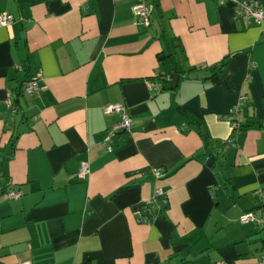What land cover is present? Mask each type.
<instances>
[{
    "label": "crops",
    "instance_id": "1",
    "mask_svg": "<svg viewBox=\"0 0 264 264\" xmlns=\"http://www.w3.org/2000/svg\"><path fill=\"white\" fill-rule=\"evenodd\" d=\"M233 12L220 0H0L14 16L0 26V187L23 192L0 197V264H264V21ZM40 69L45 88L24 93ZM117 101L133 125L108 151L119 115L103 107ZM158 188L167 203L152 212ZM252 208L261 222L242 223Z\"/></svg>",
    "mask_w": 264,
    "mask_h": 264
},
{
    "label": "built area",
    "instance_id": "2",
    "mask_svg": "<svg viewBox=\"0 0 264 264\" xmlns=\"http://www.w3.org/2000/svg\"><path fill=\"white\" fill-rule=\"evenodd\" d=\"M227 1H230L233 4L234 12L233 17L235 19H246L251 23H261L264 21V1L263 0H220V4H225ZM134 13L137 18V23L143 26H149L151 23L150 19V12H151V5L148 3H138L134 6ZM14 21V16L11 13H0V26L10 25ZM16 69L23 70L24 64L18 63L15 65ZM42 76L41 69L33 75L29 80H27L23 85V92L26 94H32L45 86H40L38 84V79ZM149 87H155L151 82L148 83ZM246 97L243 96L240 101L231 107L227 119L236 125L235 115L239 112L240 106L244 103ZM5 103L7 105L8 110L13 115L18 112L17 106L14 104V100L12 98V94L8 93L5 98ZM103 111L107 114L117 113L119 115V119L111 126L110 130L108 131L104 143L107 147L108 151H113L114 146L116 144V138L120 133L128 132L131 130L133 125V119L131 118L127 105L123 101H117L113 103H109L103 107ZM89 174V167L86 162H82L77 175L79 177L85 178ZM154 174L157 177H161L163 172L160 168L154 169ZM1 179V174H0ZM257 193L260 196H264V189H259ZM23 195V192L15 188L12 185V182L8 181L6 187H0V197H7V198H20ZM161 195H164V192L161 188L156 189L154 194L153 203L150 205V210L152 212L157 211L158 209L162 208L167 203V197L163 196L162 199H158ZM260 213L259 208H252L245 211L240 216V221L242 223L248 222H261L258 217ZM18 264H32L31 260L23 259L18 262ZM220 264H223L222 262Z\"/></svg>",
    "mask_w": 264,
    "mask_h": 264
},
{
    "label": "trees",
    "instance_id": "3",
    "mask_svg": "<svg viewBox=\"0 0 264 264\" xmlns=\"http://www.w3.org/2000/svg\"><path fill=\"white\" fill-rule=\"evenodd\" d=\"M159 2H160V0H153V3L156 5V6H158L159 5ZM159 58L162 60V62H163V64L166 66V68H167V71L165 72V73H169V74H172L173 73V71L170 69V65L172 64V56L171 55H167V54H159ZM226 66V64L225 63H223L222 65H220L219 67H218V71L216 72V68L217 67H213V70H215V74H213V76H212V78L213 79H217L218 78V73L221 71V70H223L224 69V67ZM164 73V74H165ZM14 104H15V106H17V108H18V99L16 98V99H14ZM15 134H18V133H15ZM17 136V135H16ZM262 246H263V248H264V239L262 240Z\"/></svg>",
    "mask_w": 264,
    "mask_h": 264
},
{
    "label": "water",
    "instance_id": "4",
    "mask_svg": "<svg viewBox=\"0 0 264 264\" xmlns=\"http://www.w3.org/2000/svg\"><path fill=\"white\" fill-rule=\"evenodd\" d=\"M178 76L179 75L177 73L174 75V84L177 82Z\"/></svg>",
    "mask_w": 264,
    "mask_h": 264
}]
</instances>
